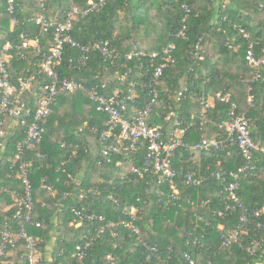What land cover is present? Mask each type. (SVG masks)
<instances>
[{
    "label": "trees",
    "instance_id": "16d2710c",
    "mask_svg": "<svg viewBox=\"0 0 264 264\" xmlns=\"http://www.w3.org/2000/svg\"><path fill=\"white\" fill-rule=\"evenodd\" d=\"M90 1L16 0L19 5L12 14L7 9V0H0V46L4 42L2 34L17 41L20 32H27L38 36L43 51L47 52L54 45V31H43L40 25L27 19L43 11L42 3L47 16L62 21L72 7L77 6L70 34L82 43L109 39L113 58L105 59L100 51H93L82 63L78 48L66 45L62 62L56 69L62 77L81 80L86 85L105 83L100 90L107 95L116 92L123 97L131 95L133 99L127 100L125 116L132 119L136 111L150 102L153 72L157 66L168 62L163 49L174 44L175 62L167 64L156 86L159 97L152 103L149 125L162 128L168 138L172 131L183 127L186 130L182 139L188 143L203 138H223L226 134L221 122L228 118L230 103L216 97V93L228 94L238 105V111L249 119L258 145L254 151L256 169L240 177L238 195L249 209L263 206L264 65L260 76L255 78L257 69L246 59L249 40L240 29L250 33L254 42L259 41L256 52L261 54L264 0H108L102 7L86 12ZM13 17L19 22H13ZM210 48L214 51L211 56L206 53ZM154 52L158 53L155 57ZM41 58L35 50L24 57L13 53L8 65L15 76L32 77L34 89L38 91L50 80L47 73L41 71ZM34 93L25 96L29 99L31 95L33 110ZM249 94L253 95L251 103ZM211 96L214 104L204 120V102ZM107 120V114L97 109L84 90L62 91L44 120L46 133L40 149L27 150L25 158L30 161V177L35 189L34 218L41 222L40 227L29 226V231L42 239L40 264H191L186 254L195 264H264V226L249 223L239 243L220 248L221 233L238 224L241 210L229 211L224 217L215 214L232 200L223 191L224 183L216 179L213 172L218 162L226 170L244 163L235 142L211 150L178 148L172 158L174 166L196 171L202 179L197 186L178 182V198L165 203L156 192L158 185L153 175L140 177L130 170L133 163L141 162L145 156V145L137 151L122 149L114 154L112 163L98 162L103 146L99 136ZM53 135L66 142V146L61 147ZM24 136L25 130L20 128L10 138L0 162V228L7 215L17 210L12 193L14 188L17 191L21 188L10 165L16 143ZM90 138L95 139V143L91 144ZM114 141L111 138L110 143ZM37 151L44 153L46 159L37 158ZM119 160L122 164L117 166ZM91 173L94 178L87 179ZM80 175L82 181L78 178ZM43 183L53 185L54 191L42 188ZM148 187L150 194L146 193ZM165 187L172 192L169 184ZM37 195L44 201L36 202ZM132 206L140 210L134 220L140 228L139 235L123 224L132 219L128 213ZM89 214L96 217L89 219L86 216ZM253 220L264 223V214ZM111 221L119 225L106 227L97 234ZM14 222L22 223L21 220ZM219 224L223 229L218 228ZM53 236L55 243L51 246ZM254 240L259 241V246L251 255L246 247ZM88 241L91 243L85 247ZM144 241L157 247L151 259H148L151 252L143 245ZM78 245L85 252L81 260ZM23 251L19 250L12 258L27 264Z\"/></svg>",
    "mask_w": 264,
    "mask_h": 264
},
{
    "label": "built area",
    "instance_id": "2783aa9c",
    "mask_svg": "<svg viewBox=\"0 0 264 264\" xmlns=\"http://www.w3.org/2000/svg\"><path fill=\"white\" fill-rule=\"evenodd\" d=\"M107 2L108 0H91L86 12L98 9ZM7 4L8 11L14 14L19 5L18 2L16 0H7ZM41 8L43 11L38 16L27 20L40 25L43 31H54L55 42L47 52L43 51L40 38L27 32H20L17 41L8 39L5 34H2L1 37L4 42L0 46V162L9 146L10 138L16 135L20 128L25 130V136L17 141L15 152L11 158L10 168L20 182L21 191H17L14 188L12 196L14 205H17V210L7 215L4 225L0 228V264H20L12 257L22 249L24 250L23 256L26 258L27 264L41 263L42 253L39 244L42 239L29 231V226L40 227L41 222L34 218L35 189L30 177V161L25 157L28 149H40L46 133L44 120L52 112L57 95L62 91L75 92L84 90L89 99L96 104L97 109L107 114L106 126L103 127L99 136L103 144L99 163H112L114 154L120 153L122 149L137 151L145 145L147 151L145 156L141 162L133 163L130 170L140 177L153 175V180L158 185L156 192L160 194L161 201L164 200L165 203L178 198V182L185 186H197L202 179V175L196 171L174 166L172 158L178 148L211 150L222 148L227 142H235L244 159V163L236 169L226 170L222 163L218 162L217 169L213 172L214 177L224 183L223 191L232 200V202L226 204L224 210H218L215 214L224 217L229 211L241 210L238 224L234 228L224 230L221 233L220 248L239 243L247 224L253 223L260 228L264 226L263 222L253 220V217H260L264 214V205L256 209H249L238 195L240 177L247 173H254L256 169L254 151L258 149V145L252 136L249 119L243 112L238 111V105L231 101L228 94L222 96L221 92L218 91L216 93V97L221 98L226 103H230L228 118L221 122V127L226 134L223 138H203L196 143H188L182 139L186 130L183 127L172 131L170 138H168L162 128L149 125L148 116L152 111V103L156 102L159 97V90L156 86L160 82L164 68L169 62H175V58L172 55L175 45L169 44L163 49V53L167 55L168 62L160 64L153 72L151 82L154 87L149 92L151 96L150 102L145 108L136 111L132 119H129L125 116V111L128 109L127 100L133 99L131 95L123 97L118 92L114 95H107L100 90V87H105V83L102 86L99 84L86 85L81 80L70 79L66 76L62 77L56 69V66L62 62L66 45L78 48L80 52L79 61L84 63L93 51H100L105 59L113 58L114 51L111 47V41L105 39L82 43L70 34L73 28L74 13L78 11L77 6L72 7L65 21L57 17L47 16L44 3H42ZM13 22H19V19L13 17ZM185 29L186 26H184ZM240 32L249 40L246 59L252 67L257 69L255 77L257 78L260 76L262 65H264V45L261 47V54L257 55L256 46L259 41L254 42L250 33L244 28H241ZM183 33L184 31L180 35H183ZM32 50L42 55L39 66L41 71L47 73L50 77V80L43 83L38 91L34 89L35 83L32 77L15 76L8 65L9 58L13 53L24 57L27 52ZM157 55V52L152 54L154 57ZM126 75H123V78ZM135 84L133 83V85ZM32 93H34L35 97L33 99L34 104H36L35 110L32 108ZM27 94H31L29 99L25 98ZM248 101L250 103L253 101L252 94H249ZM213 104L214 97L212 96L204 102L205 108L202 113L204 120L208 109ZM177 123L180 124V122ZM111 138L115 139L114 143H110ZM59 144L61 147L66 146V142L63 141H60ZM73 152L75 153V151ZM262 152H264V147ZM36 156L40 159H46V155L41 151H37ZM121 164L122 161L120 160L116 162L117 166ZM69 176H72L71 173ZM167 184L172 189L171 193L165 187ZM42 186L52 190V185L50 184L43 183ZM3 189H7V187ZM146 193L150 194L151 188L148 187ZM74 211L82 217L84 216L77 210L74 209ZM139 211V208L132 206L128 211L132 219L128 222H123L136 235L140 234V228L134 224ZM86 216L89 219L96 217L94 214ZM97 218L104 219L103 216H98ZM11 220H21L22 223L17 224ZM118 225V222L111 221L106 226H102L97 234L103 232L106 227L116 228ZM223 227L222 224L218 225L219 229H223ZM139 239H141L140 236ZM90 243L88 241L85 247ZM143 245L151 252L148 256V259H151L152 254L157 251V247L149 246L145 241ZM258 246L259 241L254 240L246 249L249 254L254 255ZM77 250L81 260L85 254L83 247L78 245ZM185 256L191 264H195L194 259L189 254ZM108 257L111 259V255H108Z\"/></svg>",
    "mask_w": 264,
    "mask_h": 264
},
{
    "label": "crops",
    "instance_id": "0c3cea01",
    "mask_svg": "<svg viewBox=\"0 0 264 264\" xmlns=\"http://www.w3.org/2000/svg\"><path fill=\"white\" fill-rule=\"evenodd\" d=\"M59 5V4H58ZM56 14H58V12L56 13ZM117 91V90H116ZM58 125H59V123H57ZM95 130V129H94ZM180 133V132H179ZM53 138L55 139V140H57L58 141V143L61 141L60 140V137H58L57 135H53ZM90 143L92 144V143H95V139H93V138H90ZM91 177V178H90ZM78 178L80 179V181H82V179L81 178H83V176H78ZM87 179L88 178H90V179H93L94 178V173H91L88 177H86ZM51 185V184H50ZM42 188H44V189H47L48 191H54V186L52 185V190L51 189H49V188H45V187H42ZM44 200H43V197L41 196V195H37V197H36V202H43ZM79 225V224H78ZM54 243H55V237L53 236L52 237V240L50 241V244H51V246L52 245H54ZM50 249H48V251H49Z\"/></svg>",
    "mask_w": 264,
    "mask_h": 264
},
{
    "label": "rangeland",
    "instance_id": "374dc122",
    "mask_svg": "<svg viewBox=\"0 0 264 264\" xmlns=\"http://www.w3.org/2000/svg\"><path fill=\"white\" fill-rule=\"evenodd\" d=\"M207 55H213L214 54V51L212 48H210L208 51H206ZM78 225V224H77Z\"/></svg>",
    "mask_w": 264,
    "mask_h": 264
}]
</instances>
